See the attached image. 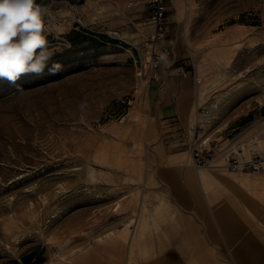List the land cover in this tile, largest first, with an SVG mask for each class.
Listing matches in <instances>:
<instances>
[{
    "label": "rangeland",
    "instance_id": "obj_1",
    "mask_svg": "<svg viewBox=\"0 0 264 264\" xmlns=\"http://www.w3.org/2000/svg\"><path fill=\"white\" fill-rule=\"evenodd\" d=\"M127 2L37 0L52 17L50 45L69 38L71 47L49 61L63 65L59 74L21 76L23 92L0 79V264L40 250L39 264L160 259L159 233L181 210L154 170L172 163L166 151L194 166L199 129L196 120L189 139L151 137L142 110L150 82L108 34L126 35L139 21L143 4ZM182 31L185 60L191 56L201 79L198 107L209 110L197 143L207 137L220 160L225 148L264 137V0H191ZM261 238L264 246V228ZM218 241L213 264H264V250L239 260Z\"/></svg>",
    "mask_w": 264,
    "mask_h": 264
},
{
    "label": "crops",
    "instance_id": "obj_2",
    "mask_svg": "<svg viewBox=\"0 0 264 264\" xmlns=\"http://www.w3.org/2000/svg\"><path fill=\"white\" fill-rule=\"evenodd\" d=\"M190 2L170 0L171 54L167 64L162 63L159 67L162 77L150 81L149 100L142 104L151 137L165 140L178 134L180 139H189L196 123L195 112L201 101L202 88L194 87L191 76H181L171 68L172 64L184 66L186 63L182 25ZM126 6L130 7L127 3ZM141 9L144 12L139 21L146 12L144 6ZM134 33L133 27L124 35L133 37ZM195 74L198 77L196 69ZM160 84L163 91L158 90ZM261 138L258 140L254 135L238 144L245 154L251 150L264 152V137ZM164 156L172 157V163H162L154 172L170 191L181 213L174 223L166 224L159 233L160 259L156 264H213L212 254L218 249L214 250L213 246H219L218 237L225 240L226 250L239 260L245 253L264 250L261 238L264 175L222 172L216 168L197 172L190 164L189 156L184 159L173 151H166ZM252 217L259 224L252 226ZM170 237L176 239L173 247L169 245Z\"/></svg>",
    "mask_w": 264,
    "mask_h": 264
},
{
    "label": "built area",
    "instance_id": "obj_3",
    "mask_svg": "<svg viewBox=\"0 0 264 264\" xmlns=\"http://www.w3.org/2000/svg\"><path fill=\"white\" fill-rule=\"evenodd\" d=\"M146 13L138 21L134 28L133 37H125L119 29H113L108 34L118 42L126 44L132 54L135 73L141 80H159L162 73L159 70L162 62L159 61L161 53L166 54L167 58L171 54V45L168 34L170 0H129L128 6L142 5ZM68 41L67 38H62ZM69 42V41H68ZM172 70L181 76H191L194 87L200 84V79L195 74V66L189 55L184 66L171 65ZM209 110L197 108V138L193 139L190 146L191 161L198 168L216 166L221 170L253 173L264 175V152L251 150L245 154L243 147L239 144L224 151L217 160L216 150L210 146L208 138L204 137L198 143L202 133L200 128L203 125L201 120ZM219 161V162H218Z\"/></svg>",
    "mask_w": 264,
    "mask_h": 264
},
{
    "label": "clouds",
    "instance_id": "obj_4",
    "mask_svg": "<svg viewBox=\"0 0 264 264\" xmlns=\"http://www.w3.org/2000/svg\"><path fill=\"white\" fill-rule=\"evenodd\" d=\"M51 19L48 8L37 0H0V79L16 85L17 92H23L16 84L23 75L55 76L64 70L59 62L49 65L57 51L71 47L66 40L50 45ZM159 61L166 65V54L161 53ZM79 108L83 112L86 105Z\"/></svg>",
    "mask_w": 264,
    "mask_h": 264
},
{
    "label": "trees",
    "instance_id": "obj_5",
    "mask_svg": "<svg viewBox=\"0 0 264 264\" xmlns=\"http://www.w3.org/2000/svg\"><path fill=\"white\" fill-rule=\"evenodd\" d=\"M76 25L80 26L79 24H76ZM67 39L71 44V40H69V38H67ZM102 39L108 41L109 37L102 35ZM109 41H112V40H109ZM42 253H43V250H40L38 252L39 256H36V258H34V255L36 254V252H34V251L24 253V254H22V256L20 257L19 260L18 259H12L10 261V263L11 264H39L44 260L43 256H41Z\"/></svg>",
    "mask_w": 264,
    "mask_h": 264
},
{
    "label": "bare ground",
    "instance_id": "obj_6",
    "mask_svg": "<svg viewBox=\"0 0 264 264\" xmlns=\"http://www.w3.org/2000/svg\"><path fill=\"white\" fill-rule=\"evenodd\" d=\"M196 118H197V115H196ZM216 153V152H215ZM205 168H213L212 166H209V167H205ZM205 168H201V169H197L198 172L202 171V170H205Z\"/></svg>",
    "mask_w": 264,
    "mask_h": 264
}]
</instances>
